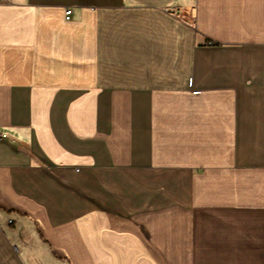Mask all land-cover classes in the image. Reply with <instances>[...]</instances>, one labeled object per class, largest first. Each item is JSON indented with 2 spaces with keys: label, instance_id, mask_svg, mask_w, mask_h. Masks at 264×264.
Listing matches in <instances>:
<instances>
[{
  "label": "crops",
  "instance_id": "1",
  "mask_svg": "<svg viewBox=\"0 0 264 264\" xmlns=\"http://www.w3.org/2000/svg\"><path fill=\"white\" fill-rule=\"evenodd\" d=\"M0 264H264V0H0Z\"/></svg>",
  "mask_w": 264,
  "mask_h": 264
},
{
  "label": "built area",
  "instance_id": "2",
  "mask_svg": "<svg viewBox=\"0 0 264 264\" xmlns=\"http://www.w3.org/2000/svg\"><path fill=\"white\" fill-rule=\"evenodd\" d=\"M65 15H66V19H70L71 18V15H72V8H68L65 12ZM211 43V42H210Z\"/></svg>",
  "mask_w": 264,
  "mask_h": 264
}]
</instances>
